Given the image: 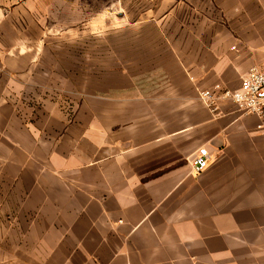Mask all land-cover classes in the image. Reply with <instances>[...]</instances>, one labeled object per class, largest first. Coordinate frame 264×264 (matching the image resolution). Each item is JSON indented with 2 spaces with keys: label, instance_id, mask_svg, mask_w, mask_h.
I'll use <instances>...</instances> for the list:
<instances>
[{
  "label": "crops",
  "instance_id": "crops-1",
  "mask_svg": "<svg viewBox=\"0 0 264 264\" xmlns=\"http://www.w3.org/2000/svg\"><path fill=\"white\" fill-rule=\"evenodd\" d=\"M164 5L180 28L166 35L163 82L87 99L69 125L54 107L28 114L18 92L38 79L4 48L23 6H0V157L21 179L0 264H264V122L199 99L264 67V0ZM200 148L211 162L196 175Z\"/></svg>",
  "mask_w": 264,
  "mask_h": 264
},
{
  "label": "rangeland",
  "instance_id": "rangeland-1",
  "mask_svg": "<svg viewBox=\"0 0 264 264\" xmlns=\"http://www.w3.org/2000/svg\"><path fill=\"white\" fill-rule=\"evenodd\" d=\"M173 1L181 6L182 0ZM164 2L0 0L8 10L23 6L19 16L12 12L10 33L5 28L10 42L4 48L14 58L24 54L9 65L33 68L39 81L37 87L18 92L30 117L54 107L69 125L85 113L87 99L122 97L134 83H162L159 62H165L170 49L166 35L180 28L165 26ZM182 14L177 9L174 18L180 20ZM20 183L19 171L0 157V239L9 238L8 227L21 222L15 216Z\"/></svg>",
  "mask_w": 264,
  "mask_h": 264
},
{
  "label": "built area",
  "instance_id": "built-area-1",
  "mask_svg": "<svg viewBox=\"0 0 264 264\" xmlns=\"http://www.w3.org/2000/svg\"><path fill=\"white\" fill-rule=\"evenodd\" d=\"M199 99L212 111L217 110V102L221 99L232 101L243 114L259 117L264 122V67L250 69L242 78L238 90H214L199 92ZM211 162V155L206 148H200L191 159L194 174L204 172Z\"/></svg>",
  "mask_w": 264,
  "mask_h": 264
}]
</instances>
